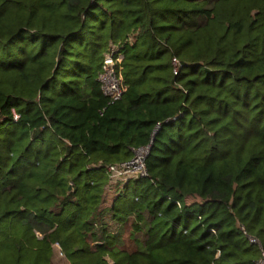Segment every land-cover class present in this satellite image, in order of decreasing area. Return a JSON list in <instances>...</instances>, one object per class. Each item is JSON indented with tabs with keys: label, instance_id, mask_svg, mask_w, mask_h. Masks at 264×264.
Returning <instances> with one entry per match:
<instances>
[{
	"label": "trees",
	"instance_id": "obj_1",
	"mask_svg": "<svg viewBox=\"0 0 264 264\" xmlns=\"http://www.w3.org/2000/svg\"><path fill=\"white\" fill-rule=\"evenodd\" d=\"M148 145L146 176L110 181ZM248 236L264 249V0H0V264L56 243L67 264H257Z\"/></svg>",
	"mask_w": 264,
	"mask_h": 264
},
{
	"label": "built area",
	"instance_id": "obj_2",
	"mask_svg": "<svg viewBox=\"0 0 264 264\" xmlns=\"http://www.w3.org/2000/svg\"><path fill=\"white\" fill-rule=\"evenodd\" d=\"M123 58L122 53L119 51V47L113 45L104 57L101 72L98 75V81L100 83V89L102 94L107 98L108 104L118 101L124 92V85L120 74V63ZM179 71V64L176 60L173 61V73L177 74ZM149 152V145L140 147L133 150V157L125 162L109 165L107 171L110 181H120L121 178L128 179L131 177H144L147 175L145 159ZM243 232L246 233L244 226L240 227ZM250 243L258 246L261 252V256L257 264H264V249L260 245L257 238L248 236ZM55 247L59 250L58 243Z\"/></svg>",
	"mask_w": 264,
	"mask_h": 264
},
{
	"label": "rangeland",
	"instance_id": "obj_3",
	"mask_svg": "<svg viewBox=\"0 0 264 264\" xmlns=\"http://www.w3.org/2000/svg\"><path fill=\"white\" fill-rule=\"evenodd\" d=\"M130 178H135V177H131L130 175ZM122 182L120 183V185H117V187H121L122 186V183H124V181L126 180L125 177L124 178H121L120 179ZM113 182H117V181H113ZM115 187V188H117ZM115 188H108V195H107V198H109L113 191L115 190ZM107 203V202H106ZM53 263L54 264H67V261L66 259L63 257V255L60 254L59 250L54 246V260H53Z\"/></svg>",
	"mask_w": 264,
	"mask_h": 264
},
{
	"label": "water",
	"instance_id": "obj_4",
	"mask_svg": "<svg viewBox=\"0 0 264 264\" xmlns=\"http://www.w3.org/2000/svg\"><path fill=\"white\" fill-rule=\"evenodd\" d=\"M72 189H73V187H72V185L70 184L69 187H68V191H67V193H70V192L72 191Z\"/></svg>",
	"mask_w": 264,
	"mask_h": 264
}]
</instances>
